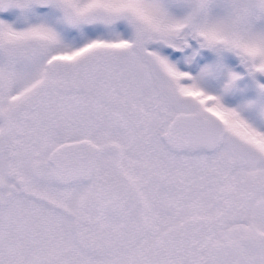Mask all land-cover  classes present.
Listing matches in <instances>:
<instances>
[{
	"label": "snow or ice",
	"instance_id": "1",
	"mask_svg": "<svg viewBox=\"0 0 264 264\" xmlns=\"http://www.w3.org/2000/svg\"><path fill=\"white\" fill-rule=\"evenodd\" d=\"M0 264H264V0H0Z\"/></svg>",
	"mask_w": 264,
	"mask_h": 264
}]
</instances>
